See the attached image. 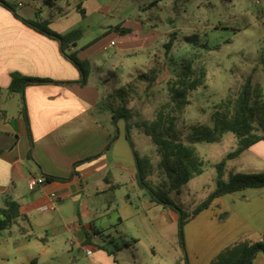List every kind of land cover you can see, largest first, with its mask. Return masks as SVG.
<instances>
[{"label": "crops", "instance_id": "obj_1", "mask_svg": "<svg viewBox=\"0 0 264 264\" xmlns=\"http://www.w3.org/2000/svg\"><path fill=\"white\" fill-rule=\"evenodd\" d=\"M17 11L35 20L18 8ZM72 12H79L78 6L69 14ZM69 14L58 22L63 24ZM116 39H111L110 44L114 41L113 46L121 45L127 55L129 39ZM79 56L91 62L86 84L79 83L80 73L61 54L58 40L28 26L0 5V208L10 197L20 203L26 217L0 233V264H39L41 256L51 257L53 241L59 239L63 243L65 236L71 244L84 246L94 254V241L116 242L117 238L123 240L124 233L128 240L136 242L156 231L160 233L164 226L160 223L161 228L157 227L153 220L151 224L143 221L142 216L149 217L147 211L159 204L139 186L136 158L125 135V122H114L112 112L103 106L104 98L117 89L107 78L106 70L117 77L115 68L123 65L102 67L91 54L81 51ZM13 73L72 83L32 84L22 94L10 91ZM24 103L30 132L23 114ZM251 151L264 158V142ZM90 157L95 158L80 164L72 178L48 180L34 191L29 189L30 177H69L76 162ZM216 200L221 205L228 200L239 207L243 215H236L234 220L246 223L242 229L232 225L223 244L231 245L245 238L262 239L264 188L219 196L210 207ZM163 210L167 219L178 226V213L167 207ZM202 212L191 221L198 220ZM228 213L211 216L210 224L216 223L217 218L229 221L233 215ZM252 219H256L253 224ZM223 248H215L211 258L214 260ZM253 264H264V254H258Z\"/></svg>", "mask_w": 264, "mask_h": 264}, {"label": "rangeland", "instance_id": "obj_2", "mask_svg": "<svg viewBox=\"0 0 264 264\" xmlns=\"http://www.w3.org/2000/svg\"><path fill=\"white\" fill-rule=\"evenodd\" d=\"M9 1L15 3L25 16L49 20V27L58 33L82 27L84 34L78 41V52L91 54V58H97V65L102 67L116 63L123 65L115 68L118 78L107 70L106 75L117 88L135 82L137 92L134 97L135 100L140 99V121L151 123L160 111H164L179 115L177 127L183 129L185 134L192 124L212 125V115L218 105L237 92L243 75L252 69L261 71L259 81L264 96V0ZM79 4L86 9V15L79 12L69 14ZM67 13L70 17L60 24L59 19ZM118 25L132 31L123 34L114 32L112 28ZM62 26L66 29L61 31ZM194 34L199 35L198 40L189 42L186 37ZM119 37L120 42L124 38L129 39L127 55H124L126 49H122L121 45L109 46L111 39L119 40ZM172 39L173 47L167 53L165 44ZM91 47L92 51L89 50ZM183 59H188L192 65L189 79L193 81L202 76L203 81L188 92V102L182 110L173 111L176 102L172 100L170 88L180 77ZM156 66H162L163 71L154 86L147 88V83L138 80V75ZM131 71L134 74L132 77L129 75ZM132 136L138 152L142 156L149 155L157 164L161 156L152 138L137 129L133 130ZM237 141L236 135L229 132L216 142L198 143L197 150L204 161L203 172L179 192H173L172 198L183 208L190 209L205 200L216 187V163L236 148ZM228 169L231 172H263L264 158L250 149L239 158L230 160ZM157 175L155 171L154 178ZM219 203L216 200L198 220L194 219L185 228L191 264H212L211 256L215 248L228 244L222 241L230 233V227L235 225L242 229L246 226V223L234 220L237 219L234 218L236 215H243L239 207L228 200L224 205ZM163 208V205H159L147 211L149 217L145 214L142 216L143 221L151 224L153 220L157 227L161 228L160 223H163L160 233L156 231L136 242L128 240L124 233L123 240L117 238L116 242L94 241V254H88L84 246L71 244L65 236L63 243L59 239L53 241L51 257L41 256L39 264H174L182 254L178 245V226L167 219ZM225 211L233 215L229 221L221 222L217 218L216 223L210 224L211 216L223 215ZM255 220L252 219L251 224ZM131 224H135V221H131Z\"/></svg>", "mask_w": 264, "mask_h": 264}, {"label": "trees", "instance_id": "obj_3", "mask_svg": "<svg viewBox=\"0 0 264 264\" xmlns=\"http://www.w3.org/2000/svg\"><path fill=\"white\" fill-rule=\"evenodd\" d=\"M0 5L9 9L15 17L23 21L33 29L44 35L58 40L61 54L69 60L79 71V83L86 84L91 73V62L87 58H81L77 49L78 41L83 37L84 29L79 27L67 33L61 34L49 27V20H31L21 16L17 11L15 3L9 0H0ZM79 12L85 16L86 11L78 5ZM117 32L129 33L131 28L115 26L112 28ZM174 37V36H173ZM199 35L194 34L186 37L189 42L197 41ZM167 53L173 47V39L165 44ZM179 79L171 86L172 100L176 102L173 111H180L188 102L186 97L190 90L195 89L203 81L202 76L190 80L191 62L183 59ZM163 67H153L149 72L138 75V80L147 83V88L154 86ZM261 71L252 69L244 76L239 84L237 92L222 101L212 115V125L192 124L187 134L183 129L177 127L179 115H170L168 112L160 111L158 117L151 123L140 121L139 100H135L137 92L135 82H129L121 88L115 89L103 100V106L113 114V121L125 122V135L131 144L137 163V179L139 186L146 190L153 202L171 208L178 213V245L182 250L181 256L174 264H190L185 238L186 225L200 212L209 208L213 201L222 195L236 193L250 188H264V171L254 173L231 172L228 169L230 160L239 158L245 151L250 150L258 143L264 142V96L261 79ZM45 83H72L71 81H54L46 78L27 77L20 73L12 74L10 84L11 92L24 93V89L32 84ZM142 98V97H140ZM137 99V98H136ZM23 114L27 128L30 132V121L26 108L23 104ZM134 129L142 130L150 136L158 146L161 156L160 161L155 164L149 155L142 156L136 149L132 132ZM234 133L238 138L237 146L226 157L216 163V187L205 200L198 203L193 209L183 208L171 196L173 192H179L193 178L203 172L204 161L200 157L197 144L200 142H216L226 133ZM117 133L114 138H116ZM113 138V140H114ZM113 142V141H112ZM112 142L107 148H110ZM95 157L78 161L74 164L69 177H57L47 175V180H68L77 173L76 168ZM158 175L154 178V172ZM21 205L12 198L5 199V206L0 208V233L13 225L19 218H26L21 213ZM264 254V235L258 241L240 239L235 243L226 246L215 257L212 264H253L258 254Z\"/></svg>", "mask_w": 264, "mask_h": 264}, {"label": "built area", "instance_id": "obj_4", "mask_svg": "<svg viewBox=\"0 0 264 264\" xmlns=\"http://www.w3.org/2000/svg\"><path fill=\"white\" fill-rule=\"evenodd\" d=\"M110 45H115V42L112 41ZM47 177L45 175L32 176L28 180V187L31 191H34L41 187L45 182H47ZM88 254L92 253L91 250L87 251Z\"/></svg>", "mask_w": 264, "mask_h": 264}]
</instances>
